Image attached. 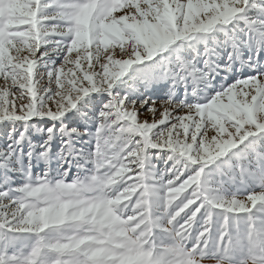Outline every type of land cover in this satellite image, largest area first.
<instances>
[{"label":"snow or ice","instance_id":"snow-or-ice-1","mask_svg":"<svg viewBox=\"0 0 264 264\" xmlns=\"http://www.w3.org/2000/svg\"><path fill=\"white\" fill-rule=\"evenodd\" d=\"M0 264H264V0H0Z\"/></svg>","mask_w":264,"mask_h":264}]
</instances>
